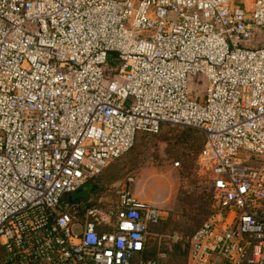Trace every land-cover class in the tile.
<instances>
[{"label":"built area","instance_id":"2783aa9c","mask_svg":"<svg viewBox=\"0 0 264 264\" xmlns=\"http://www.w3.org/2000/svg\"><path fill=\"white\" fill-rule=\"evenodd\" d=\"M250 2L0 0V264H157L141 255L164 213L130 187L82 213L62 201L164 125L205 136L216 209L189 264H264V0Z\"/></svg>","mask_w":264,"mask_h":264},{"label":"rangeland","instance_id":"374dc122","mask_svg":"<svg viewBox=\"0 0 264 264\" xmlns=\"http://www.w3.org/2000/svg\"><path fill=\"white\" fill-rule=\"evenodd\" d=\"M236 3L250 10V0H236ZM253 30L256 37L252 45L264 47V29ZM109 63L111 70L116 61L110 58ZM199 79L202 84L192 80L189 85L194 95L205 89L204 80ZM204 140L199 131L170 125H164L153 136L141 134L134 148L104 172L102 181L105 190L111 193L102 198L112 202L117 187H130L139 200L163 211L166 223L160 227L159 238L168 241L173 236L179 240L191 236L216 209L212 177L198 161ZM240 155L244 157L243 153ZM177 162L179 167L175 166ZM129 179L134 183L130 184ZM87 190L88 185L73 195L74 200L83 197ZM168 263L187 264V258L174 252Z\"/></svg>","mask_w":264,"mask_h":264},{"label":"trees","instance_id":"16d2710c","mask_svg":"<svg viewBox=\"0 0 264 264\" xmlns=\"http://www.w3.org/2000/svg\"><path fill=\"white\" fill-rule=\"evenodd\" d=\"M141 134L152 135V134H147V133H139L137 135V137H136V141L138 140V138H139V136ZM204 138H205V136H204ZM136 141H135V143H136ZM107 168L101 173V175H99L98 177H95V178L91 179L88 182V184H87L88 185V190H87V192L85 193V195L83 197H80V198L74 200V198H73V195L74 194H72L70 196H66L63 199V201H62V207H63V209H65V210H71L73 207L76 206L78 208L79 213H82L83 210L86 207L95 204L102 197L107 196V195H110L109 193H111V190H109V189L108 190H105L107 187L104 186L103 181H102L104 172L107 170ZM120 188H122V187L121 186L120 187H117L116 190L113 192V194L115 195L116 192H117V190H119ZM70 197H71V199H70ZM214 212L210 213V215L208 216V218L211 215H213ZM165 223L166 222L163 219L158 225L152 226L151 227V231L153 233H157V234L161 233L160 227H161L162 224H165ZM194 233L191 236H189V237H187V238H185L183 240H179L178 242H173L171 240H168V241L166 240L165 241V240H163V238H157V239H154L153 240V238H152V239L148 240V242L146 244V247H145V250H144V252H143V254L141 256L145 260L155 259V260H157V264H169L168 262L170 260V257L173 256L174 252H178L180 255H185L186 256V258H187V264H189L190 240H191L192 236L194 235ZM161 253H166V258H164V259L159 258V254H161ZM137 262L138 261L136 260L135 263H137Z\"/></svg>","mask_w":264,"mask_h":264},{"label":"flooded vegetation","instance_id":"af4514ba","mask_svg":"<svg viewBox=\"0 0 264 264\" xmlns=\"http://www.w3.org/2000/svg\"><path fill=\"white\" fill-rule=\"evenodd\" d=\"M80 191H82V190H80ZM80 191H79V192H80Z\"/></svg>","mask_w":264,"mask_h":264}]
</instances>
